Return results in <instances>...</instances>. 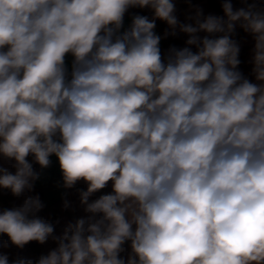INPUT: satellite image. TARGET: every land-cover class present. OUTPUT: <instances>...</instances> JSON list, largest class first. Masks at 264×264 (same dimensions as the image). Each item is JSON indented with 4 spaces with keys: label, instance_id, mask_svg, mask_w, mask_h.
<instances>
[{
    "label": "clouds",
    "instance_id": "9594fccd",
    "mask_svg": "<svg viewBox=\"0 0 264 264\" xmlns=\"http://www.w3.org/2000/svg\"><path fill=\"white\" fill-rule=\"evenodd\" d=\"M130 8L153 17L125 29ZM222 9H196L193 26L172 0H0V156L15 168L0 167V188L33 191L30 155L41 169L55 155L64 188L88 185V215L61 236L38 195L0 213V234L56 241L36 264H264V10ZM157 19L187 46L162 54ZM237 25L255 83L238 70Z\"/></svg>",
    "mask_w": 264,
    "mask_h": 264
},
{
    "label": "trees",
    "instance_id": "16d2710c",
    "mask_svg": "<svg viewBox=\"0 0 264 264\" xmlns=\"http://www.w3.org/2000/svg\"><path fill=\"white\" fill-rule=\"evenodd\" d=\"M258 5L264 8V0H253ZM173 2V0H172ZM209 2V15H216V16H223V9L222 4L224 0H208ZM233 6V10H238L239 5L236 0H229ZM176 9V8H175ZM142 15L147 16L150 20L153 17V12L149 8H130L128 12L125 14L127 15ZM175 15L181 23V18L178 10H175ZM156 26L159 28L162 39H163V49L162 54H166L167 50L175 46L176 48H183L186 45V40L189 38L187 34L182 33L177 29V35L172 36L169 35L167 37L164 36L165 31H170L166 22L161 20H156ZM232 39H235L240 47V52L238 59L240 60V64L238 65V70L251 82L255 83L254 76L251 75L252 69V55H253V48H254V40L249 33L244 32L238 25L235 30V34L232 36ZM192 50H194L192 46ZM30 163H33V168L36 172L40 173L41 167L39 164L33 162V158L30 155L27 157ZM14 161H9L4 159L0 156V167L8 168V170L15 174V168L12 167ZM88 185L84 181H79L77 184L68 189L69 196L74 202H80V196L78 190H87ZM112 191L111 182H109L108 187L105 189L95 193L92 197H90V201L97 199L100 195L108 194ZM28 195H38L40 197L41 202L43 203L45 198V191L44 188L41 186H37L34 184V189L32 192L25 191L20 197L14 196L10 190L0 188V213H2L5 209H12L13 207H17L18 204H22L23 199ZM88 214L84 212V208L82 206V212L79 215V218H86ZM48 221L54 225V236H61L64 229L66 228V218L64 214L59 209H53L47 214ZM49 240H53L49 237ZM57 245V244H55ZM130 242H126L124 245L125 251L121 254V256L127 258L128 253L130 252ZM0 255H7L8 256V264H13V261L17 259H24V260H31L33 264H36V261L43 255L41 251V244L36 241L29 242L26 244L22 249L18 248L14 244L11 243L9 237L6 234H0Z\"/></svg>",
    "mask_w": 264,
    "mask_h": 264
},
{
    "label": "rangeland",
    "instance_id": "374dc122",
    "mask_svg": "<svg viewBox=\"0 0 264 264\" xmlns=\"http://www.w3.org/2000/svg\"><path fill=\"white\" fill-rule=\"evenodd\" d=\"M175 7L176 9L178 8L176 5ZM177 10L180 14L181 23H189V16H187L188 12L181 10V8H178ZM193 48L194 50H196L195 46H193ZM50 160V166L41 170L38 179V181H43L46 184V186L43 185V188H47V193L45 189V198L43 201L44 208L37 215L42 219L48 220L47 214L53 209H59L66 218L67 226L69 223H74L75 220L78 219L79 215L82 212V205L80 202L72 201L69 196L68 189L64 188L63 186L60 188V185L59 187H56L55 184H57V182L60 181V178H62V172L60 169L58 158L55 155H52L50 157ZM65 199H67L69 203V207L67 209L63 207ZM19 205L20 204H18L17 206ZM55 244L57 243L54 240H47L44 244H41L42 254L47 255L51 250L55 249L58 246Z\"/></svg>",
    "mask_w": 264,
    "mask_h": 264
},
{
    "label": "crops",
    "instance_id": "0c3cea01",
    "mask_svg": "<svg viewBox=\"0 0 264 264\" xmlns=\"http://www.w3.org/2000/svg\"><path fill=\"white\" fill-rule=\"evenodd\" d=\"M236 1H237L238 5H239V9L240 8H247L248 5L255 4L257 9L264 10L263 7L258 5L253 0H236ZM173 3L178 8H181V10H184L185 12L187 11L188 12L187 16H189V17L195 16L196 9H201L203 11V15L204 16L209 15V2H208V0H174ZM132 16H133V14H130V15H127L126 17H124V28L125 29L128 28L129 25L131 24ZM189 24H193V26H194V20L189 19ZM154 31H155V33L157 35L161 36L160 49L162 51V49H163V39H162L161 32H160V30H159V28L157 26L155 27ZM198 35L203 37L205 35V33L201 32ZM72 61H73V57L70 54L68 56H66V65H67L68 70H69V78H70ZM62 180H63V177L60 178V181H58L57 184H55L56 187H59V185H60V188H61L63 186V181ZM34 184L37 185V186H41V187H43V185L46 186V184L43 181H40V180L38 181V179L34 182ZM45 189H46V193H47V188H45ZM45 189H44V191H45Z\"/></svg>",
    "mask_w": 264,
    "mask_h": 264
}]
</instances>
